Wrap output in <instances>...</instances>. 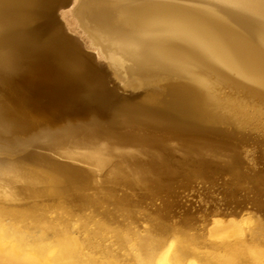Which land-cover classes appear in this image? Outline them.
Segmentation results:
<instances>
[{"label":"bare ground","instance_id":"1","mask_svg":"<svg viewBox=\"0 0 264 264\" xmlns=\"http://www.w3.org/2000/svg\"><path fill=\"white\" fill-rule=\"evenodd\" d=\"M64 30L77 34L76 41ZM26 63L37 76V103L30 102L34 76ZM105 69L128 90L138 89V96H118L105 82ZM41 108L47 119L36 115ZM74 112L94 116L43 129ZM231 116L240 126L264 129V0H0L1 155L28 149L40 135L39 145L48 149L87 147L59 153L83 166L31 153L27 158L42 168L0 164V264H264V247L256 241L262 223L258 228L247 217L215 221L210 251L176 235L174 227L159 236L145 228L127 231L118 223L121 215L112 223L107 211L97 212L99 225L90 232L96 242L78 240L72 221L47 213L52 207L73 212L62 183L65 190L100 183L104 175L128 181L131 170L139 175L144 165L170 173L165 164L171 153L159 131L186 140L183 162L198 170L216 167L201 153L212 139L232 137L219 127L232 123ZM231 153L227 159L234 165L240 156ZM139 154L146 155L144 164ZM82 170L91 178L81 180ZM111 236L117 243L104 244Z\"/></svg>","mask_w":264,"mask_h":264},{"label":"rangeland","instance_id":"2","mask_svg":"<svg viewBox=\"0 0 264 264\" xmlns=\"http://www.w3.org/2000/svg\"><path fill=\"white\" fill-rule=\"evenodd\" d=\"M68 33L76 35L78 37L77 34L71 31H68ZM84 50L90 54H93V50L89 48L85 47ZM23 67L27 69V71L31 72L34 76L33 83L30 89V102L37 103L41 97L36 94L34 89L35 81L37 79L36 73L34 72V66L26 63L23 65ZM106 70L107 69H105L104 79L108 86L115 88L117 92L123 94L128 99L130 97H132L131 99H133V97L138 96V89L128 90V87H124L119 82V80L114 78L108 71L107 75ZM224 91H227V89H224ZM47 113V110L41 108L36 112V115L40 119H47ZM92 115L94 116V114L92 113L74 112L68 114L66 117L60 118L59 121L48 124L47 127H44L43 129L53 130L57 128V126H64L75 123L82 124L87 122ZM230 120L232 123H222L219 125V127L226 132H231L233 138L231 137L232 139L230 138L227 140H219V143L217 142L218 140L216 141L215 139H212V142L209 141L210 143H212L211 148L203 150V153H201L204 155L202 156L205 159H211L212 161L214 160L216 167L212 169L198 170V167L196 168L195 165H192V163L183 162L184 158L186 157L185 155L188 156L189 154L187 152V148H185L186 140H184L183 138L181 139L180 137L175 136L167 131H159L156 133L157 136L164 140V148H168V150L166 149V151H168V153H171V156L166 160V162H169L170 160L171 162L165 164V167L167 169L172 170L170 171V173L168 172L166 174V172L159 173L157 171H149V169L144 165L145 170L139 171V175L134 173V170H131L132 173H130L134 177L128 174L126 179L129 176L131 177L128 178V181H120L119 179L113 178L105 180L104 175L101 177L100 183H91L90 185H85L83 187H77L73 189H70V187H68L69 189L65 190L63 189L65 187L62 183L60 185L62 195L65 199V202H67L70 205V208L73 209V212L71 213L63 209L52 207V209H50L47 213L49 215H58V217H62L63 220L72 221V226L74 227L76 232L75 236L78 240L88 239L93 243L96 242V238L91 237L90 232L93 231V229L96 230L97 228L95 227H98L99 225L98 221L100 219V215L98 213L107 211L110 212V215H108L110 222L113 219L112 223H114V221L117 222V217L121 215V218L118 219V223L120 222L119 224H125V226H128L127 231H130L133 228H139V230L142 229L143 231L145 228L143 232L148 230L150 234L159 236V232L160 235L164 233L163 229L169 230L170 227H174L173 230H175L176 235L182 238L185 237V240L188 239L187 242H193L192 244L196 247H201V249L203 250L209 249L210 251H213L215 249L208 246V233L210 231L209 228L211 229V227H213L212 225H214L215 221L220 220V222L222 223H225L224 221L230 222V220H233L235 222H244L245 218L247 217V222L250 224H253L254 220L256 222L259 221L260 223H262V226L260 224L261 228L257 230L260 240L258 239L256 241L257 243H262L261 246L264 247V235L261 236V234H264V131H262L264 129H255L251 126H240L232 116L230 117ZM261 120L264 121L263 116ZM38 130L34 131V133H38ZM44 137L45 136L43 135H40L39 138L37 137L38 140H35L36 144L29 145L28 149L27 147H25L22 150L12 151L10 152L11 154L3 153L1 155L0 153V164H7L9 166L14 165L15 167L16 165H18L22 167L32 166L35 168H42L39 163L37 164L35 162H32L27 158V155L31 153V155H41L46 157L47 159L50 158L49 160L54 163L64 162L70 163L71 165L75 166L76 164H78V166H83V164L78 162L77 160L73 161L71 159L64 158L59 153L61 152L60 150H67L77 154L78 151H81V149L82 151H85L83 149H86L87 147H80L69 143L63 147L64 149H48L39 145L40 142L43 141ZM101 142L102 144H107L106 141ZM198 142H200V140H198ZM181 143L184 144L181 145ZM200 143H195V145L198 146V144ZM73 147L77 149H74ZM231 147L233 148L231 149ZM221 148L223 149L221 150ZM133 149V151L135 152H141L144 150L140 147H134ZM153 151V153L163 154L161 148H154ZM220 151H222L223 153ZM228 151L234 153L237 158L240 156L238 158V163L234 165H232V163H228V154L231 153ZM206 153L212 155H207ZM223 154L224 156L227 155V162ZM142 155H138L142 159L139 164H144L143 162H145V160L147 159V157H145L146 155ZM208 156L211 157L209 158ZM191 158L194 159L196 157L195 155H192ZM233 167L236 171H234ZM146 170L148 171L146 172ZM82 171H84V174L82 173L81 180L86 181L87 179L91 178L89 177L91 176V173L89 171ZM143 171H145V175H143ZM86 172L87 175H85ZM147 175L149 176L147 177ZM156 175H159L157 176L158 179H156ZM159 178L161 179L159 180ZM20 196L22 197V203L29 202V198L24 197V195L22 194ZM44 201L45 200L41 201L40 203H47L46 201ZM98 206H103L101 211H97L96 208ZM115 214L118 215L115 216ZM125 220H127L128 223ZM125 222L127 223V225ZM157 222H160V224H157ZM256 222L254 223L257 227L259 222ZM87 223V227L83 228ZM151 223H154V226H152ZM240 224H242L243 226L247 225L242 222ZM148 226L150 228L147 229ZM150 229H152V231H150ZM260 230L262 233L260 232ZM105 234L111 235V233L109 232H106ZM199 238L200 241L198 240ZM111 239L113 242L117 243V238L111 236L106 237L103 240L104 244H109Z\"/></svg>","mask_w":264,"mask_h":264},{"label":"water","instance_id":"3","mask_svg":"<svg viewBox=\"0 0 264 264\" xmlns=\"http://www.w3.org/2000/svg\"><path fill=\"white\" fill-rule=\"evenodd\" d=\"M51 19H52V20H56V22H57L56 15H55L54 13L51 14ZM62 32H63L64 36H66V38H68V39H72L73 41H76V38H75L72 34H69V33L66 32L65 30L62 31ZM113 90H114V89H113ZM115 93H116L118 96H120V97H123V96H124L123 94L117 92L116 89H115Z\"/></svg>","mask_w":264,"mask_h":264}]
</instances>
